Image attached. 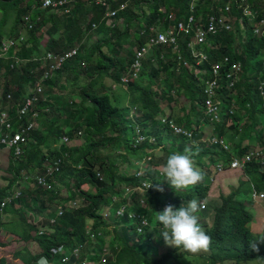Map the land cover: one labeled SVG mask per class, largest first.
<instances>
[{
    "label": "trees",
    "instance_id": "obj_1",
    "mask_svg": "<svg viewBox=\"0 0 264 264\" xmlns=\"http://www.w3.org/2000/svg\"><path fill=\"white\" fill-rule=\"evenodd\" d=\"M193 1H111L112 9L119 11L110 22L105 16L108 7L97 4L96 0H73L62 8H43L42 0H0V43L5 38L16 41L7 55L0 56V115L7 111L19 124L17 110L43 75L44 55L49 51L62 53L77 48V54L44 82L46 100L38 103L34 110L40 113L37 127L29 134L23 154L9 159L7 171L13 178L6 188L0 189V227L39 246L37 251L18 250L16 254L21 263L17 264H36L41 257H46L49 264H185L184 260L191 257L182 248L169 246L155 253L150 228L158 234L163 230L156 215L166 206V198L174 210L189 200L207 199V208L199 213V223L212 240L210 248L214 252L203 255L211 260L210 264H226L228 260L241 264L264 257V252L257 251L258 238L250 227L253 215L249 206L253 202L245 203V198H238L246 193L254 201V193L264 194V162L253 159L240 169L250 186L246 192L241 191L240 184L229 196L221 195L219 201H214L210 197L211 185L206 183L207 177L214 179L219 161L243 156L254 147L264 150V127L258 125L259 118L264 117V93L259 90L264 83V34L255 35L254 25L249 21H246V34L242 39L238 24L232 32L221 30L218 35L209 37L210 46L204 45L207 58L201 63L192 57L187 46L192 36L180 34L179 50L168 44L154 45L143 62L139 80L127 86L122 83L137 49L150 40V26L163 29L175 26L188 18ZM249 1L259 15L264 13V0ZM123 5L126 7L121 8ZM163 5L168 9L162 11ZM213 11L211 5L201 2L195 10L196 15L203 16ZM170 12L176 14L175 20L168 19ZM91 35L96 38L92 40ZM44 36L47 39L41 43ZM178 52L190 61V66L179 62ZM225 57L240 62L242 68L234 86L230 87L226 78L230 66H222L218 101H222L224 113L228 114L223 115L214 135L223 137L230 130L234 136H242L244 142L236 149L231 148L232 151L212 146L206 136L207 126L218 123L207 118L206 88L213 78L212 65ZM105 80H112L114 85H122L133 93L137 115H132L130 108L122 112L114 104L113 92ZM58 89L70 92L71 96H63L53 103ZM185 102L190 104L189 108ZM229 109L233 114H229ZM164 116L190 131L192 137L175 135L161 123ZM31 117L23 119L22 124L26 125ZM139 129L147 140L136 145ZM130 135L134 137L132 140ZM64 137L70 138L69 143L63 142ZM150 138L155 141L151 142ZM76 139H82L84 144L70 147V142ZM252 142L257 144L251 148ZM160 146L161 153L157 154L155 151ZM121 147L126 148V153L114 156ZM172 153L191 155L204 180L177 192L168 181L163 182L157 166L162 167ZM129 155L135 156L136 162L148 164L144 176L138 178V171L135 175L122 172L120 162H129ZM145 156L149 159H144ZM61 157L65 160L56 180H66L62 172L74 180L67 197L61 195L56 185L48 190L38 186L35 179L50 160ZM103 176H107V180ZM145 182H151L154 187L146 191L148 197L145 196L144 204L133 199L129 205L148 219L149 224L142 233L138 232V221L128 216L114 221L103 217L102 209L112 203L120 186H142ZM21 183L31 188L28 186L14 199V188H19ZM84 185L89 189L85 190ZM157 185L164 190L167 188L169 195L164 194V190H155ZM8 196L13 197V201L2 207V201ZM69 201L76 204L67 206ZM209 201H212L210 205ZM56 203L60 206L55 209ZM60 207L63 208L61 215L58 214ZM29 210L40 215L38 222L29 220L26 213ZM4 211L18 215L15 218L19 228L12 225L16 219L3 221ZM211 218V225L201 223ZM42 220L45 224L41 223L44 229L40 230ZM77 247H80L79 256L70 252ZM62 248L70 253L65 261L60 252ZM0 264L10 263L6 256H1Z\"/></svg>",
    "mask_w": 264,
    "mask_h": 264
},
{
    "label": "built area",
    "instance_id": "obj_2",
    "mask_svg": "<svg viewBox=\"0 0 264 264\" xmlns=\"http://www.w3.org/2000/svg\"><path fill=\"white\" fill-rule=\"evenodd\" d=\"M73 0H42L43 8H62L67 6ZM111 1L116 0H96L97 4H102L108 7L107 16L111 22L118 14L117 9H112ZM209 4L215 10L203 16L196 15V7L199 5ZM123 5L121 8H125ZM191 13L187 19L180 20L175 26H169L166 28H159L158 26L151 25L149 31L151 33L150 40L146 45L140 46L137 49L136 58L132 63L130 71L128 74L124 75L122 78V83L127 86L132 81L139 80L140 72L142 70L143 62L147 57V54L151 51V47L157 44H168L173 47L174 50H179L180 48V34L191 35V39L188 41V48L191 51V55L194 59H197V63H201L207 58V54L204 51V45L209 44V37L218 35L221 30L232 31L235 25L238 24L240 29H244L246 26V21H249L254 25L253 32L255 35L261 36L264 34V13L260 14L255 11L249 0H194L191 2L189 7ZM264 12V10L262 11ZM262 15V16H261ZM168 19L175 20L176 14L170 12L168 14ZM145 32V31H143ZM16 44L14 39L5 38L0 43V56L7 55L13 46ZM77 54V48H71L62 53L47 52L43 58V75L39 81L34 84V87L29 95L26 96L22 106L17 110L16 118L19 120V124L14 122L10 118V114L4 111L0 115V146L3 150H7L12 153L16 158L23 154L24 145L29 140V134L37 126L40 113L34 111L37 104L41 101H45L44 96V82L53 77V74L60 70L68 60L73 58ZM179 62H183L185 66H190V61L182 57L181 53L178 52ZM223 64H228L229 70L226 72V78L230 81V87H233L236 80L238 72L241 71V63L237 61H232L229 57H225L222 62H216L212 65L213 78L208 82L206 88V108L207 115L210 121L220 122L224 115V109L220 107L222 101H218V90L220 85V72L222 70ZM14 63L12 64V66ZM263 72H264V59H263ZM261 93H264V83L259 86ZM46 112L49 111L47 108ZM230 114H233V110L230 109ZM31 117V120L26 124H22L23 119ZM161 123L165 124L173 131L175 135H180L184 137L191 138L192 133L183 127L176 124L174 120H168L165 116L161 117ZM138 138L137 143L141 144L147 140V137L139 129L137 131ZM70 138L64 137L63 142L69 143ZM151 142H154V138H150ZM212 146H217L225 151H230V144L223 137L213 136L210 140ZM135 145V146H136ZM253 159H259L264 162V150L259 148H252L250 151L246 152L243 156H233L230 160L219 161L216 166V171L218 174L224 173L226 171H233V169H243L245 165L251 162ZM65 157L56 158L53 161H49L45 167L44 171L35 177L36 183L42 188L53 190L55 176L61 172L64 164ZM142 162V161H141ZM145 162L141 163L140 171L137 177H142L145 174ZM148 182H145L142 186L130 185L126 190L129 195L118 196L113 198L112 203L108 207V210L103 211V217L107 220L112 218L109 213V208L121 201H126L120 208H117L116 218H122L128 216L132 221H138V232L142 233L146 226L149 224L147 217L141 216L137 211L129 208V205L133 201V196L136 192L146 193L150 188H146ZM21 187H19L20 189ZM133 188V189H132ZM21 194V191H15L14 199ZM120 195V194H118ZM264 200V194H253V200L257 202ZM13 201V197H6L4 202H2V207ZM76 203V202H74ZM144 204V200L142 201ZM264 209V206H263ZM63 213V208L60 207L58 214ZM114 219V218H113ZM139 219V220H138ZM88 231H90L88 229ZM92 234V233H91ZM75 256H79L80 250L74 249ZM63 261L70 257L69 253H63Z\"/></svg>",
    "mask_w": 264,
    "mask_h": 264
},
{
    "label": "rangeland",
    "instance_id": "obj_3",
    "mask_svg": "<svg viewBox=\"0 0 264 264\" xmlns=\"http://www.w3.org/2000/svg\"><path fill=\"white\" fill-rule=\"evenodd\" d=\"M167 9H168L167 5H163L162 6V11H165ZM240 30H241L240 38L242 39L245 36V34H246V30L245 29H240ZM91 36H92V40H94L96 38L95 35H91ZM46 39H47V36L42 37L41 43H45ZM150 52L147 54V56L150 54ZM105 82H107V85L111 87V91L113 92V102H114V104L116 106H118L122 110V112H125L123 110H127L128 108H130L131 114L135 115L136 112H135V108H134L133 93H131L129 91H126V87H124L122 85H114V82L112 80H105ZM67 86L70 87V83H67ZM69 93L70 92H68V91L63 92L62 90L58 89V90H56V92H54V96H53V99H52L51 102L55 103L54 102L55 100L63 98V96H66V95L71 96V95H69ZM74 97H76V95H74ZM165 104L166 103H164V105ZM185 105H186L187 108H189L190 104L188 102H185ZM223 106H224L223 104L220 105L221 108H223ZM176 110H178V109L176 108ZM229 112H230V109H229ZM227 114H228L227 111H225L224 116L227 115ZM207 118H208V115H207ZM222 121L223 120H221L217 124L213 125L212 127L210 125L207 126V132H206L207 133L206 134L207 142H209V140H211L212 136L214 135V131L211 132V129H215L216 126L218 124H220ZM258 125H259V128L264 127V117H262V118L260 117L259 118ZM129 137H131V135ZM239 137L240 136H234L233 133L230 130L227 131V138H228L229 142L238 144V142L240 141L239 143L241 144L242 136H241V139ZM133 138L134 137H131V140ZM82 144H84V141L82 139H76V140L70 142V147L80 146ZM255 144H257V143L252 142L250 147L251 148L254 147ZM59 146H60V144H58V148H59ZM161 149H162V146L157 148V150L155 152L157 154H159V152L161 153ZM122 152L126 153V148L125 147H121L118 150V152L114 154V156L116 154H119V153H122ZM134 157L135 156H133V155H129L130 161L127 162L126 164H124L122 161L120 162L121 163L122 172L128 171L130 174L135 175V173L137 171L138 172L140 171L141 163H143L144 161H142V162L141 161H139V162L137 161L136 162ZM10 158H13V154L12 153L8 152L7 150L0 149V189L6 188L8 183H9V180L13 178V174H9V172L7 171V168L9 166V159ZM144 159H149V157L145 156ZM262 165L264 167V164H262ZM162 167H158L157 166L158 171H162ZM147 169H148V164L145 165V171H147ZM61 176H66L65 177L66 180H64V181L63 180H56V177H55L53 185L57 186L56 188L59 189V192H61V195L63 197H67L68 193H69L68 192L69 189H71V187H74V184H73L74 180H72V178L68 177L69 175L66 174V172H62ZM103 177H104L105 180H107V176H103ZM206 180H207L206 183L211 185L210 197L214 201L215 200L219 201V198H220L221 195L229 196L232 192L237 190L238 187H240V184H241V187H240L241 191L246 192V191H248L250 189L249 183H247L248 179L243 174V172L240 171V169H233V171H226V172L220 173V174L216 173L214 179L213 178L209 179L207 177ZM162 181L163 182L167 181L164 178V176H162ZM242 182H243V185H242ZM157 184H159V183H157ZM28 186H29V189H30L31 188L30 185H28ZM28 186L25 187V184L21 183L20 184L21 188L19 189L18 187H15L14 190L22 192V191H25V188L27 190ZM128 187H131V186L127 185V184H123L122 186H120L119 190L117 191V192H119L120 195H117V197L121 196V195H123V196L129 195V193L126 190ZM83 188L85 190H88L89 186L88 185H84ZM164 192H165L164 194L169 195V191H168L167 188H165ZM145 196H146V193L138 191V192L135 193V195L132 198L137 200V201H143ZM147 197L148 196H146V198ZM241 197L246 199V200H244L245 203H247V200L253 202L252 205L249 206L250 212L253 215V220L251 222V230L253 231V233L258 238L257 251L264 252V212L261 209V207L264 206V201H259V199L257 198V202H254L251 199V195L247 196L246 193L240 194L238 196V198H240V199H241ZM161 199H162V196H161ZM4 200L2 202H4ZM28 201H30V198L28 199ZM164 202L165 203L167 202L166 205L170 204L169 203V199H167V198L164 200ZM211 202L212 201H209V205L211 204ZM259 202L262 203L263 205H256V204H259ZM66 203L67 202H65V206L67 205ZM74 204H76V203H74V201H69L67 206H72ZM53 206L56 209L58 206H60V204L56 203ZM121 206H122V203L118 202L116 204H113V206H111L109 208V213H110V216L112 217V218L109 219V221H114V219H117L116 218V215H117L116 211H117V208L118 207L120 208ZM102 210L103 211L108 210V207H104ZM211 211H213V210H211ZM26 213H27V216L29 217L30 221L38 222L40 220V215H38L35 211L29 210V211H26ZM15 217H18V215L13 213L12 211H10V212H5L4 211L3 215H2L3 221H6V222L7 221H13L14 219H16V221L12 225L14 227L19 228L18 220ZM43 221H45V220H42V222H39V224H40L39 225V229L40 230L44 229L43 225H41V223L45 224V222H43ZM201 223H203V224L207 223V224L211 225L213 223L212 222V218L211 219H204V221H202ZM150 231H151V235L154 236V238H153L154 245H155L154 248H156L155 249V253H159L161 250L164 251L167 248H169V246L165 243L163 237L160 236L162 230L159 231V234L155 232L154 228L153 229L150 228ZM154 233L156 235H154ZM27 248L32 249V250L35 251V249H37L36 248V242H34V241L25 242L22 239L18 238V236L16 234L10 233L7 228L5 230H3L0 227V257L1 256H6L7 260H8V263H10V264H12V263H14V264L21 263V261L18 259V256H17L16 253L20 249H27ZM213 252H214V250L212 248H210L207 252H201L199 254L189 253L191 259L184 260L185 264H210L211 260L207 259V257H205V256L206 255H210ZM203 255H205V256H203ZM225 263L226 264H236V263H234L233 261H230V260L226 261ZM86 264H94V263L86 262ZM212 264H215V263L212 262ZM241 264H264V257L254 258V259H251L250 261H242Z\"/></svg>",
    "mask_w": 264,
    "mask_h": 264
},
{
    "label": "clouds",
    "instance_id": "obj_4",
    "mask_svg": "<svg viewBox=\"0 0 264 264\" xmlns=\"http://www.w3.org/2000/svg\"><path fill=\"white\" fill-rule=\"evenodd\" d=\"M185 151L187 153L189 150ZM161 175L176 192L182 189L188 190L204 180V175L195 166L191 155L181 153L168 155ZM151 187H154L151 182L146 185L147 189ZM155 190L163 192L164 189L157 185ZM207 205V199H192L175 210L174 206L169 204L163 211L157 212L156 221L162 225L163 230L160 236L163 237L165 243L192 254L207 252L212 240L199 223V213L204 211ZM75 249L80 250V247ZM73 251L70 252L73 253ZM60 252L69 253L64 248L60 249ZM36 264H49V262L46 257H41Z\"/></svg>",
    "mask_w": 264,
    "mask_h": 264
},
{
    "label": "crops",
    "instance_id": "obj_5",
    "mask_svg": "<svg viewBox=\"0 0 264 264\" xmlns=\"http://www.w3.org/2000/svg\"><path fill=\"white\" fill-rule=\"evenodd\" d=\"M212 131L215 132V129H211V132H212ZM214 136H215V135H214ZM216 136H217V135H216ZM223 138H225V140L230 144V151H232L231 148L236 149V147L239 146V144H240V143H239L240 141L238 142V144H236V143H232V142H229V141H228V138H227V133L223 136ZM239 138L241 139V136H240ZM247 140L250 141L249 138H247ZM241 142H244V140L242 139ZM242 172H243V171H242ZM243 174H244V172H243ZM8 184H9V183H8ZM261 201H262V200H261ZM256 205H263V204L259 202V204H256ZM261 209H262V211H264L263 207H261ZM250 227H251V226H250ZM36 248L39 249V246L37 245V243H36ZM35 250H37V249H35Z\"/></svg>",
    "mask_w": 264,
    "mask_h": 264
},
{
    "label": "bare ground",
    "instance_id": "obj_6",
    "mask_svg": "<svg viewBox=\"0 0 264 264\" xmlns=\"http://www.w3.org/2000/svg\"><path fill=\"white\" fill-rule=\"evenodd\" d=\"M208 6V5H207ZM257 10V9H256ZM263 11V10H262ZM107 16V15H105ZM109 18V17H108ZM225 31V30H224ZM232 32V31H231ZM212 37V36H211ZM210 40V39H209ZM149 42V41H148ZM211 43V42H210ZM209 48V47H208ZM206 49V48H205ZM5 56V55H4ZM148 58V57H147ZM209 60V59H208ZM213 123V122H212ZM37 127V126H36ZM185 129V128H184ZM15 158V157H14Z\"/></svg>",
    "mask_w": 264,
    "mask_h": 264
}]
</instances>
